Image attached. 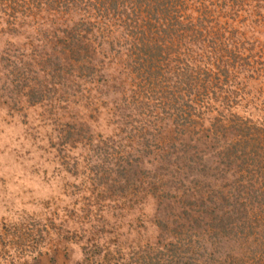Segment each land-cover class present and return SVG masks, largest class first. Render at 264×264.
<instances>
[{"label":"rangeland","instance_id":"374dc122","mask_svg":"<svg viewBox=\"0 0 264 264\" xmlns=\"http://www.w3.org/2000/svg\"><path fill=\"white\" fill-rule=\"evenodd\" d=\"M83 1H90L85 14L80 5L66 11L48 2L36 12L32 5L28 18L10 26L17 34L8 33L7 18L0 21V264H166L169 247L155 248L151 220L161 171L143 172L139 185L119 194L97 177L101 155L87 162L93 150L116 159L127 150L181 154L183 129L161 120L165 90L173 109L191 113L194 139L213 140L216 132L215 144L237 151L240 172L231 175L249 217L241 236L222 239L223 251L214 254L230 255L231 264L236 249L244 264H257L253 256L264 264V0ZM1 5L0 12L22 9ZM103 15L109 20L97 24ZM74 22L95 30L94 70L81 75L76 63L73 74L51 75L54 59L41 51ZM136 43L153 48L141 70L130 57L141 64ZM33 88L43 91L39 100ZM66 121L73 144L57 130ZM141 121L147 129L135 127ZM109 138L112 146L100 150Z\"/></svg>","mask_w":264,"mask_h":264},{"label":"trees","instance_id":"16d2710c","mask_svg":"<svg viewBox=\"0 0 264 264\" xmlns=\"http://www.w3.org/2000/svg\"><path fill=\"white\" fill-rule=\"evenodd\" d=\"M48 2H50V5L55 3L65 6L66 11L69 8L76 10L77 7L73 5H80L77 13H84L87 11L88 7L86 6L90 1L0 0V5H9L11 8L13 5L20 4L22 8L18 15L17 11L11 12L10 9H7V13L6 11L0 12V21L2 23L4 18H7L5 22L9 26L8 33L17 34L10 26H16L17 23L28 18L32 12L28 10L32 9V5H34L36 12L37 10H43ZM14 8L15 6L12 9ZM20 13H24V16H21ZM108 18L110 17L107 15L99 16L97 24L101 20L108 21ZM82 24L79 22L68 23L63 28L64 36L56 39L48 51H41V58L45 54L47 57L54 59V62L48 65L51 66L48 69V73H51V75L59 77L62 74L64 77L65 73L72 72L73 74L74 71L78 70L81 75L88 76L91 70H94L92 65L94 55L97 54L96 49H98L97 37H91L95 33V30L92 29L93 27L82 28ZM134 47L136 58L141 64L138 66L135 63V59H132V55H130L131 61L138 67V70H141L139 67L142 65V60L149 62L147 53L151 56V49L153 48L149 44L144 43L140 46L136 43ZM23 58V65L26 64L25 66H27L29 64L28 55H23ZM62 58L63 61L59 63L58 59ZM20 60L22 59L19 58ZM76 63L80 66L77 70H75ZM125 63H128V61L126 60ZM34 66H37V64H34ZM126 66L128 67L127 64ZM28 70L32 72L30 69ZM42 93L43 91L36 88L30 91L31 96L36 98L35 100H39L43 96ZM169 93L171 92L165 90L164 95L161 97L162 111L165 114L161 120L171 125L174 124L176 128L179 126L177 129H183L179 137H176V140L180 139L177 144L180 145L179 151H181V154L171 153L170 150L168 151L164 148V154L159 152V150L148 149L143 150V155L137 150L129 155L127 150L125 153L122 151L124 156L120 153V157L116 159L114 155L108 156L104 152L101 153V151L95 153L93 150L91 154L86 152L88 153L87 162L94 164L96 161H94L93 156L98 157V154L101 155L102 163L100 170L96 171L97 177L100 181L105 178L108 187L119 194L131 186L139 185L141 182L140 176L143 172L151 175L153 170L161 171L158 177L160 182L152 186L151 196L154 197L157 204H155V207L153 204L152 209H154L151 214V220L152 225L157 230L155 248L157 249L161 245L165 249L166 246L169 247L166 250L168 251L166 264H228L230 255L218 257L212 249L217 252L223 251L221 246L222 239L229 235L234 237L241 236L240 234L244 232L243 226L249 217L248 212L250 209L247 206L244 207L242 201L244 191L239 190L238 180L232 178L231 175L235 170L240 172L237 169V161L232 158V154L237 155L236 148L234 144L232 146L227 141L220 145L215 144L218 141L216 132L211 133L214 137L213 140L208 139L201 142L200 138L194 139L193 132L196 129L190 119L191 113L188 112L187 108L183 107L180 110H178L180 107L173 109L172 98ZM122 94L125 95L124 92ZM183 97L184 94H180L176 101H182ZM186 103L188 102L185 101ZM68 126L69 121H66L61 124V127H66V129L57 127V130L66 131L67 134L63 135L65 142L73 144L76 137L74 133H71L72 131ZM135 127L137 129H147V124L145 121H141ZM66 132H63V134ZM110 139L101 140L102 146L101 144L96 145H100V150H103L102 147L104 146H112V141L115 140ZM198 141L200 144H198ZM212 144L215 147H219L215 153L199 149L203 147L209 148ZM149 146L148 144L146 145V147ZM149 153L152 154L150 159L147 160L146 155ZM156 161L158 163H155ZM164 161H166V164ZM213 163L215 165H212ZM251 163L255 166V161L252 160ZM253 195L255 197V194ZM263 209L261 207V214H264ZM260 241L262 244L264 243V239ZM207 246H211L210 250ZM241 253L237 252L236 249L233 250L231 264H244L243 260H246L247 256L244 253L241 255ZM154 256L156 257L157 254ZM254 258H256L257 264H262L259 257L253 256L250 259Z\"/></svg>","mask_w":264,"mask_h":264}]
</instances>
